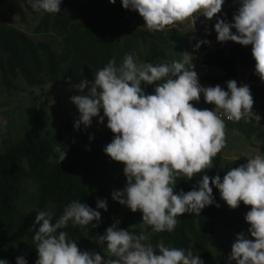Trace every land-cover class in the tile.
I'll return each mask as SVG.
<instances>
[{
    "label": "trees",
    "instance_id": "obj_1",
    "mask_svg": "<svg viewBox=\"0 0 264 264\" xmlns=\"http://www.w3.org/2000/svg\"><path fill=\"white\" fill-rule=\"evenodd\" d=\"M4 3H7L9 13L20 18H23L25 9L34 11L30 0H0V5ZM238 7V0H225L221 13L213 17V23L203 30L199 40L208 43H200L198 48L195 47L198 41L190 43L174 24L163 31L150 32L139 13L123 8L121 0L115 3L109 0H61L59 13L41 10L34 31L48 39L35 40L23 30L0 20V84L7 93L0 99V112L6 119L1 130L3 147L0 149V259L16 264V258L22 256L27 264H35L38 255L32 236L39 227L34 224L37 212L53 213L54 223L70 202L78 200L99 211L100 221L81 226L70 220L62 230L74 242L89 246L102 257L106 254V246L97 243V236L115 223L118 228L137 235L146 231L149 240L145 243H151L154 248L162 240L168 247L192 250L204 264H229L227 257L236 229H229L227 241L221 246L225 249L222 254H213L211 243L216 236L217 221L228 217L236 208L226 204L214 185L210 184L214 203L204 207L199 216L187 212L181 214L171 232L156 233L151 226L142 229V212H132L112 198L114 190L125 187L126 177L124 164L112 160L104 152L105 146L114 138L111 130L102 129L97 135H90L83 124L78 130L74 129L77 119H68L58 125L53 122L55 127L48 134L42 115L57 85L78 88L81 79L94 80L95 73L110 59L115 58L119 65L125 55L132 54L138 63L156 66L182 60L183 51L208 49L209 42L217 40L214 30L216 19L232 22ZM232 31L236 30L233 28ZM251 47L232 41H217L216 47L205 52L204 62L220 70L223 76L205 74L201 77L203 82L215 86L223 79H234L238 85L244 69L249 70V81H259ZM20 80L30 87L25 90V99L17 96L24 91V86L18 82ZM155 83L148 85L142 82L141 86L152 94ZM44 86L47 89L44 97L40 98L35 91ZM251 87L254 103L263 100L264 86L252 83ZM191 103L211 108L203 95L199 102ZM252 110L255 115H245L233 128L257 151H264V129L262 131V124L255 121V117H259L264 125V103L253 104ZM227 122L232 126L235 121ZM254 135H262L259 143L253 140ZM58 144L66 151V158L60 164L55 162ZM221 153L213 158V167L204 173H198L191 179L178 178L174 192H187L198 187L203 174H219L222 179L226 173L221 175L220 172ZM244 163L241 160L233 168ZM98 199L106 200L107 210L96 207ZM243 205L241 201L239 207ZM93 224L98 226L93 227Z\"/></svg>",
    "mask_w": 264,
    "mask_h": 264
},
{
    "label": "clouds",
    "instance_id": "obj_2",
    "mask_svg": "<svg viewBox=\"0 0 264 264\" xmlns=\"http://www.w3.org/2000/svg\"><path fill=\"white\" fill-rule=\"evenodd\" d=\"M224 2L121 0V5L137 11L150 32L163 31L167 26L186 20L190 21L191 31H195L196 19L200 15L212 19L221 13ZM238 2L232 22L216 19V39L251 45L255 74L264 81V0ZM30 3L35 11H61V0H30ZM200 43L208 41H198L195 47ZM164 78H167L165 82L160 83ZM142 82L148 85L157 82L154 92L146 94ZM226 83L227 91L219 84L202 86L190 55L156 66L138 63L132 54L125 55L119 65L113 58L95 73L94 80H80L81 94L71 97L79 112L74 129L78 130L81 124L87 128L94 117L98 118V123H103L107 117L106 126L114 138L104 152L124 164L126 177L125 187L114 190L112 198L132 212H142V229L151 226L156 233L171 232L181 214L199 216L204 207L214 203L211 184L230 208L239 207L241 201L251 206L244 219L254 239H249L243 231L238 233L227 257L229 264L232 261L264 264V157L257 155L247 159L245 164L230 168L222 179L219 174H203L198 187L174 192L178 178L191 179L213 167V158L226 146L224 120L239 122L245 115H255L250 87L238 86L234 79ZM201 95L206 103L223 110L224 115L219 110L216 113L213 109L194 107L191 102H199ZM59 145L55 149L58 164L66 158L65 148ZM96 207L107 210L106 200L98 199ZM53 219L51 212H37L34 224L39 227L32 236L38 255L35 264H204L192 250L168 247L162 240L154 248L151 243H145L149 240L146 231L137 235L118 228L115 223L97 236V243L106 246L104 257L95 251L80 250L62 229L70 220L81 226H88L94 220L99 222L101 213L78 200L70 202L54 223ZM0 264H8V261L0 259ZM16 264H27V261L18 256Z\"/></svg>",
    "mask_w": 264,
    "mask_h": 264
},
{
    "label": "rangeland",
    "instance_id": "obj_3",
    "mask_svg": "<svg viewBox=\"0 0 264 264\" xmlns=\"http://www.w3.org/2000/svg\"><path fill=\"white\" fill-rule=\"evenodd\" d=\"M41 11H30L28 9H25V13L23 18H20L18 15H13L9 13L8 11V5L7 3L1 4L0 5V20L6 21L10 25H13L19 30H23L29 36H31L33 39L38 40V39H48V37L45 36H40L34 31V26L36 25L38 18L40 16ZM145 23V22H144ZM213 23V18L212 19H206L203 15H200L196 19L195 23V31H191L190 27V21L186 20L183 23L177 22L174 24L175 28L180 29L185 37L189 40L190 43H195L196 41H199L201 39L203 30H206L207 26ZM50 38V37H49ZM217 45V40H211L209 42V47L208 49H212L216 47ZM203 50L199 51L196 50L195 52H189V51H183V57L185 56H191V63L193 65L194 71L198 74V80L199 83L204 86H211V83H205L202 80V76L205 74H213L218 77H222L223 73L212 67L209 66L207 63L204 62V56L205 52L208 50ZM249 75V70L244 69L240 73V77L242 78L239 81L238 86L247 84L250 87V90L252 91V83L256 84V86H264V81L261 79L257 82H252L249 81L248 78ZM20 84L24 86V91H21L17 96L21 99H25L26 97V91L30 89V87L26 86L23 81H18ZM227 81L226 80H221L219 82V85L224 88L227 91ZM21 85V86H22ZM47 86H44L40 89H36V94L38 97L43 98L44 97V92L46 91ZM88 89L83 90L85 93L87 92ZM148 94V92H145ZM6 91L3 87L2 84H0V99H3L6 96ZM81 94V91L78 88H72L71 86H64V85H57L54 89V92L50 95L51 101L49 105L45 107L43 110V120L44 123L46 124V129L45 132L50 134L54 127L55 124H52L53 122L56 123V125L64 122L65 120L68 119H78L79 118V112L77 109V106L71 101V97L75 95ZM150 94V93H149ZM264 103L263 100H258L254 103V105H261ZM194 107H197L199 109H205L206 107L203 106L200 103H196ZM210 110H214L216 113L219 110L221 114L224 115L223 110L215 108L213 104L210 105ZM100 115H103V109L100 110ZM98 118L94 117L92 120V124L87 127V131L90 135H97L100 130L102 129H109L107 125V117L104 118L103 123H98L97 122ZM226 146L221 150L222 151V167L220 168L221 175H224L230 168H233L234 165L241 163V160L244 161L245 163L247 162L248 157L255 158V156L260 155L264 157V151H257L256 148H253L251 145L248 144V141L241 137L235 128L237 122H234L232 126H229V122L226 120ZM255 121L259 124H262V131L264 129L263 121L259 117H255ZM6 123V119L4 115L0 112V149L3 147L2 141H1V130L3 128V125ZM262 138V135H254L253 140L256 143H259V140ZM249 159V158H248ZM240 160V161H239ZM244 163V164H245ZM251 206L248 205H243L242 207H237L233 213L228 214V217L226 218H221L217 221L216 224V236L214 237V240L211 243V249L214 251L213 254L220 255L224 252V248H222L223 242L227 241V235L229 229L232 231H235L233 233V239L235 240L236 235L240 232H244L249 239H254L250 236L248 233V228L250 225L245 221L244 216L247 211L250 210ZM77 246L80 248L82 251H95L94 249H91L89 246H82L81 244H77Z\"/></svg>",
    "mask_w": 264,
    "mask_h": 264
}]
</instances>
